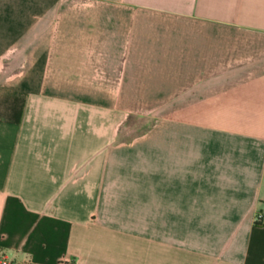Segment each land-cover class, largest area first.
I'll use <instances>...</instances> for the list:
<instances>
[{
  "label": "crops",
  "instance_id": "1",
  "mask_svg": "<svg viewBox=\"0 0 264 264\" xmlns=\"http://www.w3.org/2000/svg\"><path fill=\"white\" fill-rule=\"evenodd\" d=\"M77 1L87 12L64 14ZM46 21L73 40L85 22L90 43L59 52L103 54L116 85L166 102L165 123L112 143L104 112L1 93L0 256L264 264V0H0V68Z\"/></svg>",
  "mask_w": 264,
  "mask_h": 264
},
{
  "label": "rangeland",
  "instance_id": "2",
  "mask_svg": "<svg viewBox=\"0 0 264 264\" xmlns=\"http://www.w3.org/2000/svg\"><path fill=\"white\" fill-rule=\"evenodd\" d=\"M82 3L74 2L64 14L83 15L87 5ZM78 23L74 40L60 36L61 26L70 27L71 22L32 23L31 36L18 39L15 51L7 55L12 65L0 68V94L14 93L16 100L23 99L24 95H40L47 110L60 109L62 103L64 109L104 112L109 117H96L95 124L99 126L101 121V127L110 128L112 143L149 140L152 126L165 123L162 115H165L166 102L151 101L152 95L145 86L116 85L115 71L105 69L106 60L101 53H60V47L68 49L74 44L90 43L80 37L86 34V23L82 22V26L81 21ZM23 48L30 52L24 54ZM74 63L79 69L70 68ZM19 106L22 103L16 102V109Z\"/></svg>",
  "mask_w": 264,
  "mask_h": 264
},
{
  "label": "built area",
  "instance_id": "3",
  "mask_svg": "<svg viewBox=\"0 0 264 264\" xmlns=\"http://www.w3.org/2000/svg\"><path fill=\"white\" fill-rule=\"evenodd\" d=\"M255 222L258 224L264 223V211H258L255 215ZM0 264H10L6 258L0 256Z\"/></svg>",
  "mask_w": 264,
  "mask_h": 264
}]
</instances>
